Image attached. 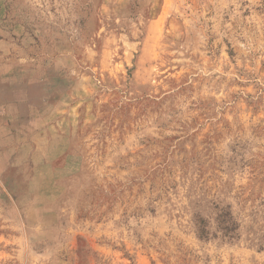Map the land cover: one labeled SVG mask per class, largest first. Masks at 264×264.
I'll return each mask as SVG.
<instances>
[{
  "label": "rangeland",
  "instance_id": "obj_1",
  "mask_svg": "<svg viewBox=\"0 0 264 264\" xmlns=\"http://www.w3.org/2000/svg\"><path fill=\"white\" fill-rule=\"evenodd\" d=\"M0 264H264V0H0Z\"/></svg>",
  "mask_w": 264,
  "mask_h": 264
},
{
  "label": "trees",
  "instance_id": "obj_2",
  "mask_svg": "<svg viewBox=\"0 0 264 264\" xmlns=\"http://www.w3.org/2000/svg\"><path fill=\"white\" fill-rule=\"evenodd\" d=\"M217 220L218 226L222 230L223 234L232 237L237 228V225L234 222L230 211L222 209L217 216ZM196 230L200 238L207 237V224L203 219H196Z\"/></svg>",
  "mask_w": 264,
  "mask_h": 264
}]
</instances>
